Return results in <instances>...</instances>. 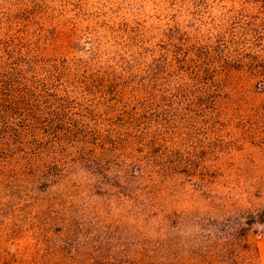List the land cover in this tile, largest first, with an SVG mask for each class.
<instances>
[{"label":"trees","instance_id":"1","mask_svg":"<svg viewBox=\"0 0 264 264\" xmlns=\"http://www.w3.org/2000/svg\"><path fill=\"white\" fill-rule=\"evenodd\" d=\"M213 1L117 12L81 0H0V142L27 156L40 192L81 171L77 185L136 199L198 170L183 157L181 129L218 128L233 71L264 84V55L216 28ZM59 224L63 254L87 227L74 215ZM88 247L78 248L82 264L99 259Z\"/></svg>","mask_w":264,"mask_h":264},{"label":"rangeland","instance_id":"2","mask_svg":"<svg viewBox=\"0 0 264 264\" xmlns=\"http://www.w3.org/2000/svg\"><path fill=\"white\" fill-rule=\"evenodd\" d=\"M81 1L117 12L159 2ZM209 11L217 29L264 55V0H216ZM226 90L217 129L178 134L198 170L145 197L94 193L77 185L81 171L42 193L27 156L0 142V264H82L85 245L101 250L91 264H264V84L244 69ZM73 215L87 231L62 254L59 223Z\"/></svg>","mask_w":264,"mask_h":264}]
</instances>
